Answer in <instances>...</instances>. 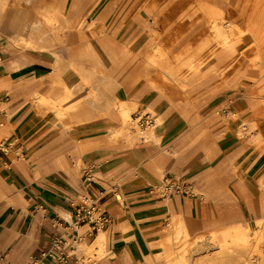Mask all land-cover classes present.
<instances>
[{
	"label": "rangeland",
	"instance_id": "374dc122",
	"mask_svg": "<svg viewBox=\"0 0 264 264\" xmlns=\"http://www.w3.org/2000/svg\"><path fill=\"white\" fill-rule=\"evenodd\" d=\"M186 1L100 0L95 4L92 0V9L82 7L78 18L70 15L76 0L65 5L61 0L7 1L6 12L14 8L24 16L29 10L41 17L48 9L61 26L59 31L48 32L51 44H45V51L33 52L29 59L12 52L6 37H0V105L6 106L0 108V131L6 128L0 137V176L11 187V195L22 193L25 199L12 206L9 215L25 212L28 222L38 218L50 231L59 233L78 220L79 237L71 241L75 250L70 264H144L145 258L164 251L162 230L169 227L176 212L187 214L200 226L187 242L185 237L186 246H181L184 255L195 257L193 264H264V141L258 142L241 128L254 122L264 134V62L247 30L254 22L262 35L263 14L255 17V6L248 0H242L241 8L223 7L214 0ZM148 7H156L154 15ZM222 8L223 14H213L212 10ZM212 17L231 23L241 51L232 64L216 63L215 70L199 84L183 76L188 73L185 62L200 40H211ZM68 25L75 31L78 45L86 50L82 59L86 69L67 61ZM103 37L116 41L118 50L124 52L118 62L110 58ZM213 44L210 41L198 54L206 59L204 71L216 62L208 58ZM62 52L66 64L82 76L81 80L70 68L64 76L74 93L68 100L56 102L63 112L62 121L73 125L69 137L82 143L74 183L66 172L54 167L36 171L37 162L32 159L38 147L57 138L60 126L49 106L56 101L53 94H37L33 100L31 86L53 71L51 61ZM160 52L166 61L149 65L148 58ZM13 59L18 60L17 66ZM165 66L176 69L175 76L165 75ZM134 67L139 72L137 86L131 76ZM116 102L135 103L132 117L141 127L154 128L158 141L142 142L125 131L112 139L111 132L121 120L115 111L109 116L108 105L115 110ZM92 103L101 107L74 124L75 113L70 109ZM199 127L204 135L197 134ZM128 137L130 147L121 140ZM69 155L75 167V155ZM21 159L29 161L28 174L14 165ZM242 191L249 194V204ZM85 198L94 208H88ZM64 210L70 212L69 218ZM98 217L107 220L94 229ZM237 222L249 226L240 229L245 232L243 239L212 237L216 229ZM100 228L108 234L107 251L100 254L98 248L85 246L80 251L81 243L95 244ZM34 250L35 245L22 261ZM169 258L173 264H181L176 253Z\"/></svg>",
	"mask_w": 264,
	"mask_h": 264
},
{
	"label": "crops",
	"instance_id": "0c3cea01",
	"mask_svg": "<svg viewBox=\"0 0 264 264\" xmlns=\"http://www.w3.org/2000/svg\"><path fill=\"white\" fill-rule=\"evenodd\" d=\"M6 11L7 9L4 8L2 13H0V37H6V43L8 48L14 53L20 52L21 57L25 59H29L32 56L33 52L45 51V44H51L50 42H48L50 35L34 37V35L30 32L32 25L28 27L26 26L25 30L20 32L19 34L16 31V28L22 22L23 19L27 18V14L24 16L23 14L18 15V10L14 8H12L8 12ZM5 12L7 13V15ZM67 37L69 40V47L67 48L69 57L66 56L67 61L73 64L74 66L86 69V67H84L85 65L83 64L84 62L82 60H77L80 54L79 51H75L76 49H80L81 47L77 43V36H75V31H70ZM59 55L62 58L56 56L55 59L51 61L53 71H50L49 75L43 78L39 83H34L31 86L30 96L33 98V100L35 97H38V95L44 97L48 93H53L54 89L50 83V76L57 74L62 84L64 86L69 87L65 82L64 75L70 68H73L75 70V72H73L75 76H78L82 80V76L76 70V68L73 66H68L66 64V59L63 56L66 55L65 52L59 53ZM13 63L15 66H17L18 60L13 59ZM135 69L136 67H134V70ZM117 70H119L118 67ZM0 108L4 109L6 108V106L1 104ZM116 113L119 115L118 112ZM112 114L113 113H111L109 116H111ZM91 115H87L83 118L87 120L88 117ZM73 118L74 124H79L83 122L79 119V117L74 116ZM1 124L3 125L4 123ZM58 125L60 126V131L57 138L47 144L38 147L32 159L33 161L37 162L36 171H46L48 170L47 168L50 167L64 170L60 166H68L69 172L67 173V177L72 183H74L79 174V165L81 161L80 149L82 147V143L77 142L69 137V130L73 125L67 130V132H63L61 130V125ZM5 129L6 128L4 127L1 128L0 137L5 132ZM111 137L112 139H114L113 136ZM121 140L123 141L125 146H129L128 144H126V141H124L123 139ZM69 152H72L75 155L77 162L75 167L71 166ZM160 155L164 156V153L162 152L160 153ZM28 163V160L21 159L20 161H16L14 165L15 167L19 168L24 174H28ZM3 183L5 182L0 176V201L2 200V202H0V206L3 207V210L0 211V264H26L33 255H36L42 250L50 247L54 237L65 234L66 230L63 229L64 233L50 231L48 228H46L40 223V219L38 218H36L34 222L30 223L27 220L28 214H25V212H23L22 215L17 214L14 217L10 216L9 211L11 207L17 204L25 203V199L22 193L11 195V187L7 184L8 188H5L2 185ZM242 196L244 197L245 202L249 204V194L247 192L242 191ZM62 212L66 218L70 217L69 211L64 210ZM248 227V225L242 222L233 223L228 225L227 227L216 229L212 237L218 236L222 232L247 229ZM199 228L200 226L195 221H193L187 214L179 212L174 213L169 227L162 230L161 244L164 245V251L161 254L156 255L155 257L145 258L144 264H173L174 260H171L169 258L170 254L172 253H176L177 257H179V262L181 264H184V261H187L188 264H193L195 261V257L189 256L188 254L184 255V249H182L181 246L183 245L184 248L186 246L185 244L188 238L195 231H199ZM176 229L177 231H180L179 234H175ZM97 235L98 236L94 245L91 246L86 243H81L79 245V250L82 248V246H85L88 249L98 248V250H100V254H104L107 251L106 242L108 234L106 230L101 229L99 230ZM198 236H201V234H198ZM178 237L181 240H177ZM185 237H187L186 242ZM34 245L35 250L31 253L29 259L23 262V258L34 247Z\"/></svg>",
	"mask_w": 264,
	"mask_h": 264
},
{
	"label": "bare ground",
	"instance_id": "6f19581e",
	"mask_svg": "<svg viewBox=\"0 0 264 264\" xmlns=\"http://www.w3.org/2000/svg\"><path fill=\"white\" fill-rule=\"evenodd\" d=\"M7 1L8 0H0V13H2L4 8L6 7ZM61 1H62L61 4L65 5L69 0H61ZM99 1L100 0H95V4H97ZM163 2H164V0H163ZM178 2H179V0H178ZM189 2H188V0L186 1V3H189ZM214 2H216L217 4H220V6H221V4H223V7H224V5H226V6L230 5L229 8H231V5H234L235 7L239 6L240 8H241V6L242 7L244 6V2H242V0H214ZM248 2H250L251 5L255 6L253 9L254 10L253 13H254L255 17H257L259 14H263V26H264V0H248ZM174 3H171V4H174ZM180 3H181V5L183 4L182 2H180ZM250 4H249V6H250ZM93 5L94 4H92V0H83V1L82 0H79V1L76 0V2H73V4H72V9H71L72 13L70 11V15L73 16L74 18L75 17L78 18L80 16V12L82 10V7H83V9L88 10V9H92ZM177 6H178V4H177ZM184 6H186V5H184ZM178 7H181V6H178ZM155 9H156V7H154V9H153V7H148L147 10L149 13H152L154 15ZM231 10L232 9H230V12H231ZM241 10H243V8ZM170 11L171 10H169L168 14H170V13L172 14V12H170ZM212 11H214L213 14L214 13L223 14L224 8H222L220 10L214 9ZM226 11H228V10H226ZM234 11H232V12H234ZM237 11H239V10H236V12ZM173 12H175V11H173ZM26 14H27L26 15L27 18L23 19L22 22L16 28V31L19 34H20V32L25 30L26 26L27 27L30 26L31 23H32V26H31L32 28L30 29L31 30L30 32H31V34L34 35V37L46 36L48 34V32L52 31L50 29H53V28L55 30H58V31L61 30V28H60L61 26L57 25L58 23L56 24V21H58V19H56L55 16L48 9H46V11H44V13H42L43 16H41V17L38 15H36V16L31 15L29 10L27 11ZM171 14H170V17H171ZM175 14H174V16H175ZM231 15H232V13H231ZM103 17L105 19L106 16L103 15ZM224 17H226V16H224ZM230 18L233 19V17H230ZM209 22H210L209 27L211 29V33H210L211 40L206 37V38L200 40V42H198L199 44H197L195 47L196 48V50H195L196 54L194 53V54L190 55V57L185 62V65H187V67H188V71H187L188 73L183 74L184 77L187 76V77H189V79L198 80L199 84L202 83V80L204 81L205 77L209 76V74L215 70V68L217 67L216 63L223 62V63H227V64H230V63L232 64L235 60L238 59L237 58L238 54H240V51H241V48L238 47L237 40L234 39L235 38L234 37L235 31H234L231 23L223 22L222 20L215 18V17H212L211 19H209ZM103 26H105V23ZM257 28H258L257 25L253 22L251 24V26L247 27V30L249 31V33L254 38L256 45H258L259 57L262 58L263 62H264V28H263L262 35H260ZM68 30H69L68 33L70 31H73V30H71L70 25H68ZM101 40H102V44H103L104 48L111 55L110 58L113 59L114 62H118L122 56L121 54L124 53L123 51H121V49L118 50V46H119L118 43L112 39L111 40L104 39V37ZM210 41H214V44H213L214 47L211 50V53L208 56V58L213 57L216 59V62L209 71H204V69L202 68V65L206 62V59H202V57H200V56L198 57V54L202 53V51L205 49V47L210 44ZM252 46L253 45H251V47ZM253 47L255 48V46H253ZM77 51H79V54H80V56L78 57L77 60L80 61V60L84 59L83 57L87 56L86 50L84 48L76 49L75 52H77ZM236 51L239 53H236ZM162 55L163 54L160 52L159 54L156 53V55L153 58H150V59L148 58L149 65L156 66L157 62H160L159 61L160 59L161 60L164 59L163 62H165L166 57H162ZM165 68H166L164 70L165 75L175 76L176 69H171V67L168 68L167 66H165ZM131 76H132L134 85L136 84V86H137V83L139 80L138 79L139 72H138L137 68L135 70H133V72L131 73ZM50 83L54 89L53 93H52L53 99H55L56 101L53 102L51 105L49 104V106H51L52 109H54L55 113L57 114V117L59 119V122L57 123V125L60 124L62 127L61 130L63 132H67V130L70 128V126H68L66 123H64L62 121V119H61L62 116H60V115H63V112L61 111L60 107L58 106V104L56 102L58 99L60 101L61 100H68L71 97V95H73L74 91L71 88L64 86L62 84V82L60 81L59 76L57 74L50 76ZM116 104L117 105H115L116 108L114 111L119 113L121 125L119 126L118 129L113 130L111 132V136L115 137L117 135V132L125 131V133L127 135H134L136 138L142 140V142L151 141L154 143V142L158 141L159 135L156 133L154 128H144L143 126L141 127V125L138 124L139 121L135 120L132 117V111H134L136 108L135 103L121 104L119 102H116ZM97 107H101V105L96 104V103H92V105H90V107H89V106H84V104H81L80 108L77 109V108L73 107V109L71 108L70 110H72L75 113V116L79 117V119L81 121H84L85 119L83 117L93 114V112H95L94 109ZM108 111L110 112V114L113 113V110H111L110 104L108 105ZM245 126H247V124L242 125L241 128H242V130L246 131V134L251 135V137L253 139H256L258 142L264 141V134L257 129V125L254 122L250 123V125L244 129L243 127H245ZM197 131H198L197 134L204 135V133H205V130L202 127H199ZM239 132L242 133L241 129H239ZM199 137L200 136H197V138H199ZM128 140H129V137L126 140L127 144H129ZM182 147H183V145H182ZM182 147L180 146L177 149V151L179 152V150ZM177 151L175 150V152H177ZM60 167L64 169L63 171L66 172V174L69 172L68 166H60ZM262 184H264V181L262 182ZM2 185L5 188H8L7 184L3 183ZM95 213H96V211H93V215H95ZM101 229H103V228H100L99 230H101ZM179 233H180V231H177V229H176L175 234H179ZM244 236H245L244 231H241V230H234L233 231L232 230L230 232L229 231L222 232L220 235H218L216 237L223 238V239H227V238L231 237L236 242V240L243 239Z\"/></svg>",
	"mask_w": 264,
	"mask_h": 264
},
{
	"label": "built area",
	"instance_id": "2783aa9c",
	"mask_svg": "<svg viewBox=\"0 0 264 264\" xmlns=\"http://www.w3.org/2000/svg\"><path fill=\"white\" fill-rule=\"evenodd\" d=\"M85 200L89 204V209L94 208L93 203L89 202L90 199L85 198ZM90 213L92 214L91 211ZM97 219L98 220L95 221L93 226L94 229L100 224L104 225L107 220L106 217H98ZM79 223L80 222L77 220L74 223L66 225L65 234L54 237L50 247L33 255L26 264H70L75 250L71 241L79 237V233L76 229V225ZM68 240H70V242Z\"/></svg>",
	"mask_w": 264,
	"mask_h": 264
}]
</instances>
